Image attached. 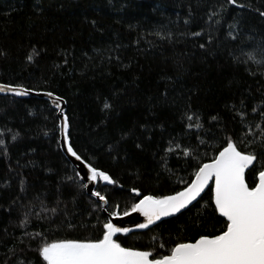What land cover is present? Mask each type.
Masks as SVG:
<instances>
[{
    "label": "trees",
    "instance_id": "1",
    "mask_svg": "<svg viewBox=\"0 0 264 264\" xmlns=\"http://www.w3.org/2000/svg\"><path fill=\"white\" fill-rule=\"evenodd\" d=\"M213 10L219 15L209 20ZM261 11L264 0H0V82L65 100L71 145L116 181L98 182L96 191L106 210L119 205L123 213L139 198L132 188L142 195L181 189L227 138L242 151H264L249 144L261 135L255 125L264 127L262 66L234 59L264 48ZM0 139V264L21 235V204L32 201L39 212L37 196L60 211L49 220L33 215L28 232L47 242L102 235L103 203L85 192L62 153L48 101L0 95ZM259 168L246 170L249 184ZM211 195L207 189L182 213L115 239L166 254L176 242L217 232L223 218ZM36 247L19 244L20 259L44 264Z\"/></svg>",
    "mask_w": 264,
    "mask_h": 264
},
{
    "label": "snow or ice",
    "instance_id": "2",
    "mask_svg": "<svg viewBox=\"0 0 264 264\" xmlns=\"http://www.w3.org/2000/svg\"><path fill=\"white\" fill-rule=\"evenodd\" d=\"M227 3L236 4L237 0H227ZM218 15L215 10L211 11L209 20ZM260 15L264 16V11H261ZM215 23L219 24L220 20H216ZM234 27L235 25L230 26L229 35L232 34L231 28ZM193 35L200 36L201 33L195 32ZM235 38L233 36V39ZM200 47L203 48L204 45L201 44ZM243 55L246 57L243 61L239 57L234 59L240 63L252 62L261 65L260 74L264 75V48L260 49L259 53L252 50L244 52ZM27 58L29 61L33 59L31 54ZM250 74L255 75V73ZM0 92H10L15 96L29 94V91L22 86L9 84H0ZM46 95L52 97L53 93L48 92ZM56 100L55 106L59 109L61 98L56 97ZM261 103L264 104V100ZM243 104L244 102L241 101L242 106ZM104 107L109 108L110 105L105 103ZM252 111L255 113L257 109L253 108ZM194 115H187L186 119L191 122ZM240 115L241 122L250 126V122L244 120V114L240 113ZM259 115L264 119V109H261ZM195 119L199 120V116H195ZM212 119L215 120L216 117ZM196 126L200 127L199 124ZM255 127L261 129V135L257 140L249 141V144L259 142L260 147L264 149V127L259 123ZM60 129L67 145V152L87 169L86 177L89 182L116 183L108 173L97 169L74 150L69 141V121L66 115L63 117ZM4 143V140L0 139V145ZM176 147L179 148V145ZM172 151V148L168 149V152ZM183 155L187 157L190 152L184 150ZM262 157L264 151H242L234 139L227 138L210 162L199 163L195 167L190 182H185L181 190L167 195H142L137 188L131 189L133 195L140 198L122 215L126 217L131 213H139L144 218L143 223L137 224V228L141 230L149 229L162 218L182 213V210L201 197L205 189L210 190L214 212L219 218H223L222 226L217 232H205L198 238L176 242L166 254L125 247L114 238L117 234L130 232L129 228L118 227L113 223L112 218L121 215L119 205H115L109 212V219L103 223L102 235L98 238H64L47 242L43 233L27 231L31 217L35 215L36 219L49 220L51 217L48 214H58L60 209L58 206L47 207L37 196L35 200L39 201V212L34 211L37 205L32 201L21 204L22 218L17 225L21 229V235L14 237L15 243L5 253L4 264H9L13 258L15 264H31L30 261L20 259L19 253L24 249H18V245L25 244L28 250H32L33 242H36L35 250L44 264H264V159ZM258 162L260 168L256 171L252 184H249L246 181V170H255ZM76 176L79 177L80 173L77 172ZM82 187L87 188L88 185L83 184ZM21 191H24L23 186ZM91 195L97 197L105 206L108 205V200L101 192L92 191ZM69 226L71 227L70 223ZM160 247L163 248V245Z\"/></svg>",
    "mask_w": 264,
    "mask_h": 264
},
{
    "label": "water",
    "instance_id": "3",
    "mask_svg": "<svg viewBox=\"0 0 264 264\" xmlns=\"http://www.w3.org/2000/svg\"><path fill=\"white\" fill-rule=\"evenodd\" d=\"M0 84H7V83H3V82H0ZM9 85H12V86H22V85H14V84H9ZM23 88L27 89L29 91V94L28 95H25V96H15L14 94L10 93V92H0V95H10V96H14V97H17V98H27V97H36V98H41V99H44L46 101H48L50 103V105L56 110V116H57V119H58V141H59V146H60V149L62 151V153L64 154V156L66 157V159L70 162V164L74 167L76 173L79 172L80 173V176H79V179L83 182V184H87L88 187L85 188V192L90 195L92 198H94L95 200H98L97 197H94L91 195V192L92 191H96V185L98 182H89L87 180V177H86V172H87V169L84 168V166L79 162V161H76L74 157H72L68 152H67V145L65 144L64 142V137L62 135V132H61V129H60V124L63 120V117L65 116V109H66V102L63 98H61L60 100V108H56V103H57V100H56V97H59L58 95H56L55 93L51 92V91H43V90H33V89H29V88H26L24 86H22ZM48 92H51L53 93V96L52 97H49L46 95V93ZM218 154V151L217 153ZM215 154V155H216ZM212 159V158H211ZM207 160L203 163H207V162H210V160ZM99 169V168H97ZM101 170V169H99ZM107 173V172H106ZM101 182V184H104V185H111V184H107L106 182H103V181H99ZM190 182V181H189ZM183 188V187H182ZM181 188V189H182ZM179 189V190H181ZM177 190V191H179ZM207 189H205L206 191ZM172 194V193H171ZM203 194V193H202ZM201 194V196H202ZM147 195V194H146ZM140 198V197H139ZM138 198V199H139ZM200 197L197 198V200L199 199ZM138 199L136 200V202H138ZM99 201V200H98ZM196 201H193V203H195ZM192 203V204H193ZM191 204V205H192ZM189 205V206H191ZM214 206V205H213ZM105 205L103 204V213L106 215L107 217V220L109 219V212L106 211L104 209ZM185 210V209H184ZM183 211V210H182ZM177 215V214H176ZM175 216V215H174ZM172 217V216H171ZM166 218H169V217H165V218H162L161 220L163 219H166ZM113 220V223H115L118 227H126V228H129L130 229V232H138V231H141V229H138L137 228V224L139 223H143L144 222V218L142 216H140L139 213H131L129 216H123L122 213L120 216L118 217H113L112 218ZM159 222V221H157ZM156 222V223H157ZM144 230V229H143ZM120 234H124V233H120ZM120 234H117L120 235ZM128 234V233H127ZM116 236V237H117ZM114 237V238H116ZM198 238V237H197ZM123 246V245H122ZM127 247V246H125ZM134 248V247H132ZM140 250V249H139Z\"/></svg>",
    "mask_w": 264,
    "mask_h": 264
},
{
    "label": "rangeland",
    "instance_id": "4",
    "mask_svg": "<svg viewBox=\"0 0 264 264\" xmlns=\"http://www.w3.org/2000/svg\"><path fill=\"white\" fill-rule=\"evenodd\" d=\"M104 185V184H103ZM108 206V205H107ZM105 209V208H104ZM102 211H103V209H102ZM106 211H108V210H106ZM108 212H110V211H108ZM105 217H106V215H104ZM107 218V217H106Z\"/></svg>",
    "mask_w": 264,
    "mask_h": 264
}]
</instances>
